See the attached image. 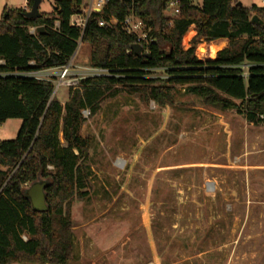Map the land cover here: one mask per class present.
Instances as JSON below:
<instances>
[{
  "label": "trees",
  "instance_id": "1",
  "mask_svg": "<svg viewBox=\"0 0 264 264\" xmlns=\"http://www.w3.org/2000/svg\"><path fill=\"white\" fill-rule=\"evenodd\" d=\"M137 1L133 13L144 19L154 38L147 56L132 52L135 37L118 25L98 26L102 18L122 20L130 12L122 0L94 11L83 33L70 17L84 0H53L51 11L39 12L37 18L24 16L33 0H27L25 9H3L0 124L11 118L21 123L15 138L0 141V264H65L69 259L71 203L86 195L89 183L91 139L80 133L83 111L94 116L106 98L125 91L164 106L173 103V89L184 85L204 104L233 109L249 123L264 125L263 6L179 0L178 14L170 17L166 0ZM253 15L262 25L250 21ZM191 30L190 44L183 48L182 38ZM223 39L227 45L213 58L196 56L198 42ZM79 40L90 47L88 65L105 68L109 75L81 79L63 103L53 96L52 80L23 75L65 66ZM157 70L164 76H154ZM38 172L52 180L46 188L47 212L33 211L20 193Z\"/></svg>",
  "mask_w": 264,
  "mask_h": 264
},
{
  "label": "rangeland",
  "instance_id": "2",
  "mask_svg": "<svg viewBox=\"0 0 264 264\" xmlns=\"http://www.w3.org/2000/svg\"><path fill=\"white\" fill-rule=\"evenodd\" d=\"M52 3L41 0L39 12L49 13ZM23 6L0 0V17ZM192 36L182 38L183 48ZM221 41L225 47V39L213 42ZM203 44L210 43L198 42L196 56L211 58L199 54ZM89 53L87 43L77 45L75 70L88 65ZM43 76L55 80V69ZM69 89L53 96L63 103ZM172 93L173 103L159 106L123 91L94 116L83 112L89 183L71 203L65 264H264V125L204 104L184 85ZM20 123H1L0 141L15 138Z\"/></svg>",
  "mask_w": 264,
  "mask_h": 264
},
{
  "label": "built area",
  "instance_id": "3",
  "mask_svg": "<svg viewBox=\"0 0 264 264\" xmlns=\"http://www.w3.org/2000/svg\"><path fill=\"white\" fill-rule=\"evenodd\" d=\"M109 1L110 0H84V2L81 4L79 8V11L70 17V24L80 28L81 32L83 33L92 13L94 11L96 12L102 11L106 7ZM122 1L124 2V4L130 7V12L122 20H118L114 16H108L107 19L102 18L98 21V26L101 27L104 26L105 24L118 25L124 33L133 35L135 37V41H136L135 43L139 44L141 46V52L146 54L154 38L152 37V35H150L149 27L146 25L144 19L137 17L133 13V6L138 1L137 0H122ZM258 1L261 6H264V0H258ZM166 4H167L166 13L170 17L178 14L179 0H166ZM34 30H35L34 27L29 28L30 32H33ZM80 42L81 41L79 40L78 44ZM72 57L65 66L59 69H55L56 79L55 80L50 79L53 81L54 84L53 94L56 92V90L59 87H69V88L76 87L79 81L83 78L98 77V76H104L110 74L109 70L105 68L92 67L90 65L75 70L74 65L72 64ZM52 70L54 69L28 72L23 75L31 76L36 79H49L48 77H44L43 75L48 73V71H52Z\"/></svg>",
  "mask_w": 264,
  "mask_h": 264
},
{
  "label": "water",
  "instance_id": "4",
  "mask_svg": "<svg viewBox=\"0 0 264 264\" xmlns=\"http://www.w3.org/2000/svg\"><path fill=\"white\" fill-rule=\"evenodd\" d=\"M41 0H33L32 5L29 10L24 13V16L27 18H37L39 17V3ZM237 5H241L240 2ZM250 21L255 24L262 25V21L256 16H251ZM42 27L37 28L38 31L42 30ZM132 52L136 56H147L148 54L141 52V46L139 44H133L131 46ZM52 183L51 178L43 177L41 172L37 173V176L27 185L21 188V196L27 200L30 204V208L35 212H47L49 210L48 203L46 201L47 192L46 188L49 187Z\"/></svg>",
  "mask_w": 264,
  "mask_h": 264
},
{
  "label": "bare ground",
  "instance_id": "5",
  "mask_svg": "<svg viewBox=\"0 0 264 264\" xmlns=\"http://www.w3.org/2000/svg\"><path fill=\"white\" fill-rule=\"evenodd\" d=\"M223 47V44L220 42H212L209 45L205 46L204 44L199 46V54L206 53L209 57L213 58L216 52Z\"/></svg>",
  "mask_w": 264,
  "mask_h": 264
},
{
  "label": "crops",
  "instance_id": "6",
  "mask_svg": "<svg viewBox=\"0 0 264 264\" xmlns=\"http://www.w3.org/2000/svg\"><path fill=\"white\" fill-rule=\"evenodd\" d=\"M25 7H26V0H24V6H23V8L25 9Z\"/></svg>",
  "mask_w": 264,
  "mask_h": 264
}]
</instances>
